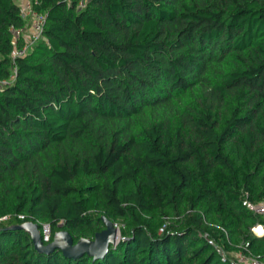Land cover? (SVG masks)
Instances as JSON below:
<instances>
[{"label": "trees", "instance_id": "16d2710c", "mask_svg": "<svg viewBox=\"0 0 264 264\" xmlns=\"http://www.w3.org/2000/svg\"><path fill=\"white\" fill-rule=\"evenodd\" d=\"M0 0V264H230L264 255V0ZM23 43L19 41V48ZM121 242L40 253L26 223ZM209 241L226 254V259ZM45 243V244H49Z\"/></svg>", "mask_w": 264, "mask_h": 264}, {"label": "built area", "instance_id": "2783aa9c", "mask_svg": "<svg viewBox=\"0 0 264 264\" xmlns=\"http://www.w3.org/2000/svg\"><path fill=\"white\" fill-rule=\"evenodd\" d=\"M89 0H79V9L85 8ZM38 1L36 0H21V17L24 19L25 27L22 29H12L14 34L15 52L13 54V60L17 58L25 57L31 49L39 42L45 40V27L47 24V14L40 12L36 9ZM19 41L23 43L22 47L19 48ZM17 68H14V72L9 80L0 81V87L6 86L16 80ZM244 205L255 214H258L264 218V203L253 204L246 201ZM259 229L264 230L263 225H258L252 228V232L255 236L259 237ZM51 238L50 226L45 224L42 229V239L44 243H49ZM210 245L214 246L218 253H220L224 259L226 254L219 249L213 241H209ZM230 264H264V255H247L244 253H235L234 257L231 258Z\"/></svg>", "mask_w": 264, "mask_h": 264}, {"label": "water", "instance_id": "95a60500", "mask_svg": "<svg viewBox=\"0 0 264 264\" xmlns=\"http://www.w3.org/2000/svg\"><path fill=\"white\" fill-rule=\"evenodd\" d=\"M105 229L96 234L94 240L81 239L75 243L71 234L61 231L55 234L53 241L45 244L37 224L26 223L13 227L14 230H25L30 233L36 249L42 254H51L60 250L66 258L77 260L88 255L94 260L105 259L112 246L121 242L120 228L107 218H103Z\"/></svg>", "mask_w": 264, "mask_h": 264}, {"label": "rangeland", "instance_id": "374dc122", "mask_svg": "<svg viewBox=\"0 0 264 264\" xmlns=\"http://www.w3.org/2000/svg\"><path fill=\"white\" fill-rule=\"evenodd\" d=\"M119 228H121V227L119 226ZM252 233H253V232H252ZM253 235H255V234L253 233ZM120 236H121V232H120ZM235 253H236V252H234V253L232 252V253L229 254V256H230L231 258H233Z\"/></svg>", "mask_w": 264, "mask_h": 264}, {"label": "crops", "instance_id": "0c3cea01", "mask_svg": "<svg viewBox=\"0 0 264 264\" xmlns=\"http://www.w3.org/2000/svg\"><path fill=\"white\" fill-rule=\"evenodd\" d=\"M259 230H260V229H259ZM259 230H258V231H259ZM263 236H264V230H262V231L259 232V237H263Z\"/></svg>", "mask_w": 264, "mask_h": 264}, {"label": "bare ground", "instance_id": "6f19581e", "mask_svg": "<svg viewBox=\"0 0 264 264\" xmlns=\"http://www.w3.org/2000/svg\"><path fill=\"white\" fill-rule=\"evenodd\" d=\"M262 231L261 229L259 230V232Z\"/></svg>", "mask_w": 264, "mask_h": 264}]
</instances>
